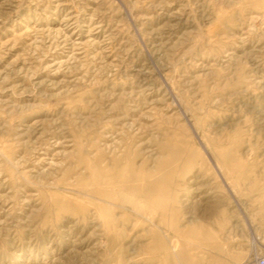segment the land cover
Listing matches in <instances>:
<instances>
[{
  "label": "rangeland",
  "instance_id": "obj_1",
  "mask_svg": "<svg viewBox=\"0 0 264 264\" xmlns=\"http://www.w3.org/2000/svg\"><path fill=\"white\" fill-rule=\"evenodd\" d=\"M264 258V0H0V264Z\"/></svg>",
  "mask_w": 264,
  "mask_h": 264
},
{
  "label": "built area",
  "instance_id": "obj_2",
  "mask_svg": "<svg viewBox=\"0 0 264 264\" xmlns=\"http://www.w3.org/2000/svg\"><path fill=\"white\" fill-rule=\"evenodd\" d=\"M257 264H264V258H258Z\"/></svg>",
  "mask_w": 264,
  "mask_h": 264
}]
</instances>
